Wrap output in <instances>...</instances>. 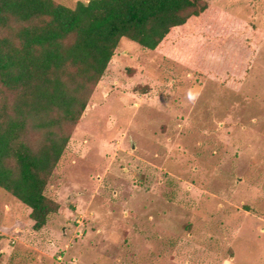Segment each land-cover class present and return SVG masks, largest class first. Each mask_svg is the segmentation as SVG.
<instances>
[{"label": "rangeland", "instance_id": "rangeland-1", "mask_svg": "<svg viewBox=\"0 0 264 264\" xmlns=\"http://www.w3.org/2000/svg\"><path fill=\"white\" fill-rule=\"evenodd\" d=\"M202 1L237 16L212 76L122 38L65 128L58 211L34 230L0 187V264H264V0Z\"/></svg>", "mask_w": 264, "mask_h": 264}, {"label": "trees", "instance_id": "trees-1", "mask_svg": "<svg viewBox=\"0 0 264 264\" xmlns=\"http://www.w3.org/2000/svg\"><path fill=\"white\" fill-rule=\"evenodd\" d=\"M232 13L202 0H0V187L41 230L59 203L46 194L122 38L212 76ZM41 134L36 145L29 134Z\"/></svg>", "mask_w": 264, "mask_h": 264}]
</instances>
